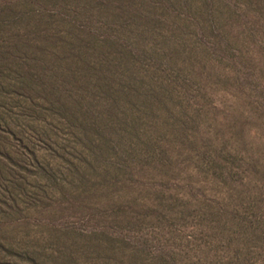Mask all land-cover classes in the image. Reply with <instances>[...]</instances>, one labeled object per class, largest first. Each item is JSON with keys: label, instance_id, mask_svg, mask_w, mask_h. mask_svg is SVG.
Here are the masks:
<instances>
[{"label": "rangeland", "instance_id": "1", "mask_svg": "<svg viewBox=\"0 0 264 264\" xmlns=\"http://www.w3.org/2000/svg\"><path fill=\"white\" fill-rule=\"evenodd\" d=\"M33 1L0 0V264H264V0L50 7L105 44L53 86Z\"/></svg>", "mask_w": 264, "mask_h": 264}, {"label": "trees", "instance_id": "2", "mask_svg": "<svg viewBox=\"0 0 264 264\" xmlns=\"http://www.w3.org/2000/svg\"><path fill=\"white\" fill-rule=\"evenodd\" d=\"M45 1V44L38 46L32 45L34 48L30 50L35 54L36 61L33 60L32 65L41 67L45 71V82L48 86L60 85V77L66 76L72 78V83L87 81L86 84L92 82V79H98L96 67L97 62L90 60V56H94L97 48L105 45L98 36L97 28H93L94 17L103 16L110 20H119L126 18L133 12H137L139 2L146 0H40ZM37 0L33 1L36 3ZM59 8L57 13L59 20H65V16L61 13L68 14L71 18L91 23L88 32L80 29V26L67 20L65 23L70 29L76 28V38L62 37L59 31H54L52 25V13L50 7ZM65 14V15H66ZM55 15V16H57ZM34 16H32L33 18ZM31 19V17H29ZM62 22V21H61ZM98 24V23H96ZM52 25V26H51ZM81 38V40H79ZM94 39V40H93ZM86 40V41H85ZM94 41L97 45L95 48L86 46L81 41ZM89 54V55H88ZM88 55V56H87ZM82 74V75H81ZM95 74V75H94ZM89 76L87 79H83ZM90 79V80H89ZM83 80V81H82Z\"/></svg>", "mask_w": 264, "mask_h": 264}]
</instances>
